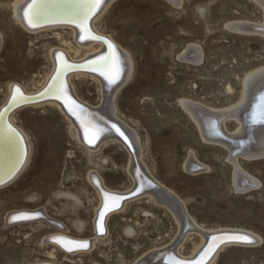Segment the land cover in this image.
Returning a JSON list of instances; mask_svg holds the SVG:
<instances>
[{"label":"rangeland","instance_id":"obj_1","mask_svg":"<svg viewBox=\"0 0 264 264\" xmlns=\"http://www.w3.org/2000/svg\"><path fill=\"white\" fill-rule=\"evenodd\" d=\"M9 2L0 0V105L11 83L28 89L40 84L50 67L49 51L59 46L49 32L29 45L30 35L13 25ZM238 21L262 22V9L252 0H180L179 5L169 0H113L98 25L132 57V77L115 96L116 114L138 135L148 171L184 200L189 215L204 229L240 228L260 237L255 245L225 247L210 264H264V156L247 161L238 157L239 169L255 182L249 190H238L228 150L205 141L180 102L227 107L237 101L245 74L264 66V37L228 30V24ZM64 35L69 41L70 35ZM190 45L201 48L200 62L181 58ZM74 83L81 100L100 105L96 84L83 78ZM16 122L28 134L32 152L26 168L0 189V264L46 259L53 249L43 242L50 227L6 225L8 212L43 210L62 223L61 230L93 238L97 198L86 178L89 169H97L112 188L131 184L124 170L126 155L117 145L108 142L89 163L67 121L53 107L19 110ZM227 127L233 130L234 122ZM233 141L239 147L253 144L243 136ZM190 159L201 169L187 170ZM146 201L131 202L109 217L107 235L86 253L67 262L64 253L54 249L56 260L134 264L172 243L178 232L175 220L163 207ZM196 241L185 240L181 252L189 255Z\"/></svg>","mask_w":264,"mask_h":264},{"label":"bare ground","instance_id":"obj_2","mask_svg":"<svg viewBox=\"0 0 264 264\" xmlns=\"http://www.w3.org/2000/svg\"><path fill=\"white\" fill-rule=\"evenodd\" d=\"M112 1L113 0H102L101 5L95 11V14L88 18L87 28L95 39H89L86 35L81 38V30L77 26L78 21L83 19V15L91 10V0H42V4L46 9L47 14L41 17L40 21L33 28H29L25 24L22 15V9L30 3L31 0H11V2L8 3L9 7L7 8L12 14L13 25L16 30H20L24 34L30 35L31 40L29 45H32V39L41 35H46L49 32L59 42V46H56L49 51L50 67L41 83L32 89L11 83L8 86L5 99L0 105V189L10 185L26 168L30 160L32 152L31 141L28 134L16 122V113L27 107L49 106L56 109L67 121L70 132L72 131L74 139L81 145L86 153L87 161L89 163L93 164L92 157L96 156V153L100 152L102 148L108 147V142L111 143V145H117L126 155L124 170L131 180L129 187L116 189L106 184L103 176L97 169H89L87 172V181L97 198L92 220L93 238L80 237L61 230L62 223L59 222L60 224H58L55 221L57 219L46 215L43 210L21 208L8 212L5 216L6 225L26 224L30 227L33 225H42L43 223L52 229L47 235H45L46 237L43 240L44 244H50L53 248L48 252L47 258L23 264H64L56 260L54 249L64 253L65 261L72 262L74 255L86 253L92 248L96 240L104 239L108 233L107 220L109 217L122 211L129 203L138 202L140 199H147V203H152L166 209L175 220V223L178 226L176 227L178 228V232L172 243L149 251L134 264H170L171 261H175L176 264H192L190 260L194 259L202 251L208 241V246L213 244V237L211 236L216 235L215 237H217V235L221 233H228L224 236H246L252 241V243H221L220 246L215 249L214 253L206 259V264L212 263L218 253L227 246L255 245L260 237L251 231L229 227H218L216 229L206 230L202 226L196 224L194 219L189 215L184 200L180 199L171 189L166 187L148 171V167L144 164L142 159V146L138 135L116 114L115 96L120 88L132 77V57L130 53L126 51L111 35L101 30L102 28H98L99 21L102 19ZM169 1L174 5H179L180 2V0ZM252 1L257 3L262 9L263 21L260 23L233 22L228 24V27L230 28H228V30H234L237 33H244L246 35L259 34L264 37V0ZM72 10L79 11L81 16L76 17L69 15V12ZM55 20L61 21L50 23ZM65 33L70 35L69 41L65 39ZM101 38L105 40L103 41ZM1 43L2 37L0 35V47ZM109 45L112 46L111 49L109 48ZM113 52L119 59L121 75L117 84L109 85L107 80L104 79L103 74L93 71V67L95 61L102 60L105 57H112ZM181 58L196 63L200 62L201 48L197 45H190L182 54ZM65 65H67V67H65ZM82 78L87 79L88 81L90 80L96 84L100 96V105L92 106L90 104L91 102L88 103L87 101H83L84 99L81 100L76 95L74 81ZM241 84L242 89L240 90L237 101L227 107H208L202 103L189 99H183L180 100V102L184 110L194 121L201 137L211 144L222 146L228 150V160L234 167L235 186L240 191H246L251 189L255 182L252 177L246 175L239 169L240 166L238 167L237 165V159L240 156L245 160L264 156V124H251L253 123V117H251L250 114L253 110V108L250 109V106L256 101V95H262V93H264V66L255 68L246 73L241 80ZM53 85H55V87H52ZM16 88L20 89L22 96V99H19L18 102L12 100L13 90ZM227 90L231 92L232 87L228 85ZM42 91H44V93L41 96L36 97V101H30L32 99H25L24 97L38 95ZM63 93H67L68 99H70L75 105L80 104L81 106H84L86 110H83L80 107L79 110L73 108L72 111L76 112V115L74 116L69 111V108L66 107L67 101L65 100ZM258 108H260V105L255 108L254 114L258 112ZM81 113H83V118L86 121H90L103 130L99 135V138L93 141L92 144H89L85 140L81 123L76 118L81 115ZM105 119L110 120L111 123H104ZM248 120L250 122H248ZM228 122H234L233 130L228 129ZM247 122L254 127H247ZM115 129H119V132L123 135H118ZM218 129L221 131L223 130L226 136L224 134H219ZM216 130L218 134L216 133ZM48 132L50 136H55L51 131ZM242 136L250 142L252 141L253 144L250 146L239 147L228 142L226 140L227 138H225L229 137L231 139H238L242 138ZM62 145L61 142L60 146ZM48 162L50 163V160ZM198 165L199 164H196L193 159H190L186 161L185 168L190 171H198L201 169L200 165L199 167ZM133 191H135V193H133L134 195L123 199L116 206L115 211L109 210L104 219V234L99 235L96 225L98 221V213L102 210L104 204L102 194L123 197ZM70 195L65 196L70 197ZM73 200L76 202V198ZM22 214L34 218L28 219L27 221H9L10 216L16 217ZM221 237H223V235ZM52 238L86 242L88 248L84 251H65L57 244L52 243L51 241L54 240ZM195 239L197 241L193 242L190 254L184 255L181 252L184 241ZM199 258H201V256H199Z\"/></svg>","mask_w":264,"mask_h":264},{"label":"snow or ice","instance_id":"obj_3","mask_svg":"<svg viewBox=\"0 0 264 264\" xmlns=\"http://www.w3.org/2000/svg\"><path fill=\"white\" fill-rule=\"evenodd\" d=\"M102 0H91V10L83 15V19L79 20L77 26L81 30V38L83 36H87L89 39H95V37L91 34L90 30L87 28L88 18L91 15L95 14L97 8L101 5ZM47 14L45 7L42 4V0H31L23 9L22 15L25 24L29 28L35 27V25L40 21L41 17ZM69 15L79 17L81 13L77 10H72L69 12ZM111 49L112 46L109 45ZM67 67V65H65ZM93 71H97L103 74L104 79L107 80L109 85H115L119 82V77L121 75L119 69V59L115 56L113 52L112 57H105L102 60H98L94 62ZM52 87H55L53 85ZM65 100L67 101L66 107L69 108V111L75 116L76 112H73V108L79 110V106L75 105L70 99L67 97V93H63ZM22 99L20 89L16 88L13 90V101H19ZM80 123L81 127L84 131L85 140L92 144L93 141L99 138V135L102 133V129L98 128L95 124L91 123L90 121H86L83 118V113L76 117ZM253 123L264 124V97H261V106L259 109L258 114H254L253 116ZM90 131H91V138H90ZM118 135H123L119 132V129H115ZM104 199V204L102 210L98 213V221H97V232L99 235L104 234V219L106 214L109 210L115 211L116 206L126 197H118L112 196L109 194H102ZM111 202V203H109ZM34 217L27 216V215H20L12 218V222H16L20 219H33ZM213 244L209 245L205 251L202 253L200 260L196 261L195 264H206V259L210 257L211 254L214 253L215 249L220 246L221 243H239V244H251L252 241L242 235H228L223 237H213ZM54 244H57L65 251H84L87 250L88 244L86 242L81 241H71L66 240L63 238H56L51 241ZM170 264H176L175 261H171Z\"/></svg>","mask_w":264,"mask_h":264},{"label":"water","instance_id":"obj_4","mask_svg":"<svg viewBox=\"0 0 264 264\" xmlns=\"http://www.w3.org/2000/svg\"><path fill=\"white\" fill-rule=\"evenodd\" d=\"M61 20H55V21H53V22H50V23H57V22H60ZM47 23H49V22H47ZM42 25H44V24H42ZM102 39V38H101ZM103 41L105 40V39H102ZM48 87V86H47ZM45 91V90H44ZM44 91H42L40 94H38V95H34V96H31V97H28V96H24L25 97V99L26 98H30V99H32V100H30V101H36V97H39V96H41L43 93H44ZM261 97H264V93H262V95H256V97H255V100L256 101H254L253 103H252V105L250 106V109H252L253 108V110H252V112L250 113L251 114V117H253L254 116V113H255V108L258 106V105H260L261 106ZM81 109H83V110H86L85 109V107L84 106H81L80 104H77ZM8 107H9V105H8ZM7 107V108H8ZM259 109L260 108H258V112H259ZM249 111H251V110H249ZM257 112V113H258ZM256 113V114H257ZM107 123V124H110L111 123V121L110 120H108V119H105L104 120V123ZM109 122V123H108ZM248 122H250L249 120H248ZM248 122L246 123V126L247 127H254L253 125H256V123H251V124H253V125H251V124H248ZM110 126V125H109ZM218 131H221L220 129H218ZM252 131V130H251ZM216 133H217V130H216ZM219 134L220 133H222V132H218ZM217 133V134H218ZM226 136V135H225ZM225 138H227L226 140L228 141V142H231V143H233V142H235V141H233V139H231V138H229V137H225ZM133 193H135V191H133L132 193H130V194H127V195H124L123 197H129V196H132V195H134ZM12 217L13 216H10L9 217V221H12ZM28 219H20V220H18V221H27ZM226 234H228V233H221V234H219V235H217V237H221L222 235L224 236V235H226ZM216 235H212L211 237H215ZM52 239H54V238H52ZM56 239V238H55ZM209 242V241H208ZM208 242L206 243V247L208 246ZM204 246V248L202 249V251L194 258V259H192V260H190V262L192 263V264H195V262L196 261H198L200 258H199V256H201V254L204 252V250L206 249V247Z\"/></svg>","mask_w":264,"mask_h":264}]
</instances>
